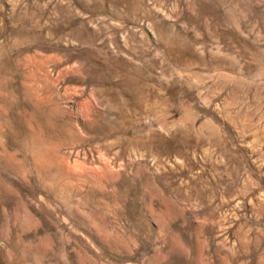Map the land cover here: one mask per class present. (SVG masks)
<instances>
[{
    "label": "rangeland",
    "instance_id": "rangeland-1",
    "mask_svg": "<svg viewBox=\"0 0 264 264\" xmlns=\"http://www.w3.org/2000/svg\"><path fill=\"white\" fill-rule=\"evenodd\" d=\"M0 264H264V0H0Z\"/></svg>",
    "mask_w": 264,
    "mask_h": 264
}]
</instances>
